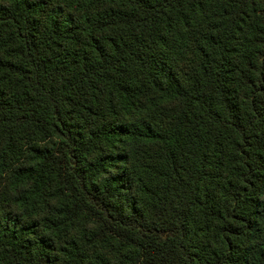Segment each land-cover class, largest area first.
<instances>
[{
    "label": "trees",
    "instance_id": "trees-1",
    "mask_svg": "<svg viewBox=\"0 0 264 264\" xmlns=\"http://www.w3.org/2000/svg\"><path fill=\"white\" fill-rule=\"evenodd\" d=\"M0 264H264V0H0Z\"/></svg>",
    "mask_w": 264,
    "mask_h": 264
}]
</instances>
